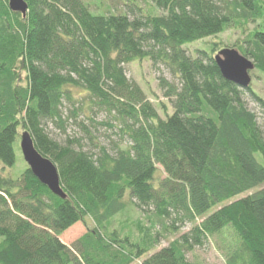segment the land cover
Here are the masks:
<instances>
[{
    "label": "trees",
    "instance_id": "16d2710c",
    "mask_svg": "<svg viewBox=\"0 0 264 264\" xmlns=\"http://www.w3.org/2000/svg\"><path fill=\"white\" fill-rule=\"evenodd\" d=\"M25 1L24 15L0 0V264H203L187 254L214 239L224 264H264V128L246 95L263 117L264 98L223 77L217 42L186 48L234 28L264 74V0H151L162 14L137 0L129 12L111 0ZM145 60L177 79L160 78L164 116L127 76ZM70 120L82 133L50 134ZM104 125L116 140L103 141ZM23 132L57 167L64 197L18 164ZM131 206L149 222L136 239L116 223ZM86 219L71 246L61 240ZM177 223L192 227L152 251L155 226Z\"/></svg>",
    "mask_w": 264,
    "mask_h": 264
},
{
    "label": "rangeland",
    "instance_id": "374dc122",
    "mask_svg": "<svg viewBox=\"0 0 264 264\" xmlns=\"http://www.w3.org/2000/svg\"><path fill=\"white\" fill-rule=\"evenodd\" d=\"M96 3L97 0H87ZM106 1V0H103ZM109 1V0H107ZM112 4L115 6V9H122L129 12V8H127L124 3L128 2L126 0H111ZM140 7H142V12L148 13L149 11L153 14H162L163 11L157 8L151 0H137ZM132 15V13H130ZM258 27V23L252 24L249 26L250 29H254ZM245 38V34H243L240 30H236L234 28L228 29L225 32L218 34L215 37L207 38L204 40L197 41L195 43H191L186 45V48L189 52L195 53L198 48H202L205 50H209V46L213 42H217L220 48H236L238 49L237 44H240L241 40ZM220 51V50H219ZM217 54V53H216ZM253 60V59H252ZM125 70L127 76L135 81L145 92L147 98L153 103V105L157 108L159 113L164 116L165 110L168 113H171L173 107L169 99H166L163 93V90L160 87V78H165L170 81H176V77L172 74L171 69L165 66L162 63L153 64L151 61H142V62H134L126 64ZM251 75V86L255 90L258 95L264 98V74L255 68L250 70ZM76 95H83V91H76ZM246 101L248 102L249 107L258 114L259 122L261 123L262 127L264 128V117L263 113L261 112L260 106L258 102H255L250 95L247 93ZM165 105L164 108L161 106ZM72 106L70 104H65L63 111L64 115L70 116ZM95 118L97 121H106L108 119V114L104 111H96ZM89 122L88 120H86ZM73 120L65 123L66 131L59 128L55 123H51L48 126V130L50 134L63 141L67 138V136L76 135L80 133L78 128L72 124ZM100 135L105 143L111 142V140H116L117 137L113 134V130L109 129L108 126H100L99 127ZM82 133V131H81ZM111 136V138H110ZM18 164L23 163L24 159L22 154L18 152ZM22 165H19V168ZM124 216L117 217V225L119 231L123 234H126L130 229V232L134 235L136 239L138 237L137 231V224L143 223L145 226L149 225L147 221V217L141 213L135 207H129L128 213L123 214ZM132 223V224H131ZM176 224V223H175ZM93 222L91 219H86V222H78L68 230H66L61 236V240L66 243L67 245L71 246L80 236H82L88 229V227H92ZM116 225V226H117ZM192 227V225L188 224L186 226H180L177 223V229L171 231L172 233H163L161 232L160 226H155V232L161 233L158 236V243L154 246L152 251L159 250L163 247L169 245L170 241L179 237L181 234L188 232V230ZM2 237H0V241ZM188 259L192 261H200L203 264H224V259L222 255V249L220 248L219 243L216 242L214 239L212 242L207 243L204 247L196 248L187 254Z\"/></svg>",
    "mask_w": 264,
    "mask_h": 264
},
{
    "label": "water",
    "instance_id": "95a60500",
    "mask_svg": "<svg viewBox=\"0 0 264 264\" xmlns=\"http://www.w3.org/2000/svg\"><path fill=\"white\" fill-rule=\"evenodd\" d=\"M9 7L12 11L21 12L24 15L28 10V4L25 0H9ZM214 58L224 78L242 88L250 86V70L255 68V62L252 59L241 54L236 48H223L218 51ZM20 147L25 162L40 182L53 193L64 197L57 167L36 149L28 132L22 133Z\"/></svg>",
    "mask_w": 264,
    "mask_h": 264
}]
</instances>
